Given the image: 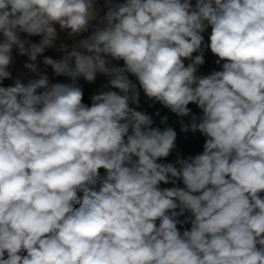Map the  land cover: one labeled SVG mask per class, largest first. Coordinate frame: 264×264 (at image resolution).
I'll list each match as a JSON object with an SVG mask.
<instances>
[{
	"label": "clouds",
	"instance_id": "1",
	"mask_svg": "<svg viewBox=\"0 0 264 264\" xmlns=\"http://www.w3.org/2000/svg\"><path fill=\"white\" fill-rule=\"evenodd\" d=\"M0 264H264V0H0Z\"/></svg>",
	"mask_w": 264,
	"mask_h": 264
},
{
	"label": "crops",
	"instance_id": "2",
	"mask_svg": "<svg viewBox=\"0 0 264 264\" xmlns=\"http://www.w3.org/2000/svg\"><path fill=\"white\" fill-rule=\"evenodd\" d=\"M210 31H211V29L209 28L208 31L204 34L206 42L208 40V35L210 34ZM31 39L33 40V42H38L40 38L39 37H32ZM61 39H64L63 33H61ZM67 42L69 44L71 43L70 40ZM44 55L51 56L54 59H57L60 57V53H57L52 49L47 50L44 53ZM14 56H15V61H14V64L11 66V71L13 74V80H5L3 82L4 86L12 85L14 79L17 77H21L22 82H25V83L27 82L28 78H32V74L29 73L27 69L23 68V64L26 62L27 58L17 56V55H15V52H14ZM42 59H43V56L39 57L38 61H42ZM215 59H216V57H214L211 54L210 50L207 51L205 53L206 63L204 66H202L200 68L199 74L206 75V74H209L214 69L219 70V66L215 65V63H214ZM120 63L122 64L123 62L121 61ZM40 68L42 71H46V74L49 75L52 82H67V78H65V77H54L51 68L45 69L42 63H40ZM106 80H107V78L104 76H101V75H98L97 81L95 84H88L81 79L80 83L84 89V102L85 103H88V104L91 103V101L89 99L90 96L92 94H94L100 88V86L102 84L106 83ZM145 100H146V98L143 96V94H141V101H140L141 109L140 110L147 111L149 114H152V113H154V111L156 109H160L162 115H165V114L169 115L170 119H169L168 123L171 126H173L178 133L177 145H178V148H179L182 156L187 157L188 155H196V154H199L203 151V144H204L205 138L202 135H200L199 133L193 134L191 132H189L187 134L180 133V131H179L180 126L178 123H176L178 118L174 114L169 113L167 109H162L159 104H157L155 106V108H150L148 106V103L145 102ZM189 107L192 108L193 112L199 114V110L196 108L195 105L190 104ZM154 119H155L156 126H160L159 125V118L156 117ZM161 127H163V126H161ZM185 137H187V138H185ZM175 158H176L175 152H173L172 155H170L165 160H162L161 162H174ZM100 171H101V174H103L104 170L101 169ZM171 186L172 185H170V184L169 185L161 184V187H171ZM178 186L183 187L182 182H180L178 184ZM185 227H190V225H185ZM182 230L183 229H181V231Z\"/></svg>",
	"mask_w": 264,
	"mask_h": 264
}]
</instances>
